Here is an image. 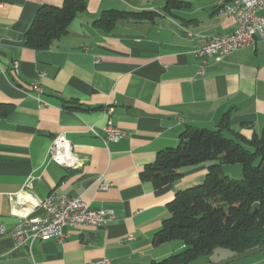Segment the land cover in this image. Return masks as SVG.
Returning a JSON list of instances; mask_svg holds the SVG:
<instances>
[{
  "label": "crops",
  "instance_id": "obj_1",
  "mask_svg": "<svg viewBox=\"0 0 264 264\" xmlns=\"http://www.w3.org/2000/svg\"><path fill=\"white\" fill-rule=\"evenodd\" d=\"M85 1L64 36L48 49H33L24 33L36 12L64 0H0V224L13 229L24 217H44L32 195L51 193L113 209L115 219L100 228L66 227L63 241L36 240L31 248L2 236L0 264L103 258L152 264L181 251V241L155 245L153 238L170 216L167 205L176 192L202 183L210 163L183 167L163 191L141 172L159 151L176 146L187 126L215 130L230 112L233 131L251 137L264 127V40L223 59L208 58L199 74L204 60L195 51L207 37L236 27L217 8L220 0H180L183 6L172 10L165 0ZM111 9L151 16L121 19L105 32L94 21ZM34 82L43 89L39 96ZM110 119L127 136L105 144ZM60 133L80 160L76 168L49 160ZM230 167L223 166L225 172ZM250 264H264V255Z\"/></svg>",
  "mask_w": 264,
  "mask_h": 264
},
{
  "label": "trees",
  "instance_id": "obj_2",
  "mask_svg": "<svg viewBox=\"0 0 264 264\" xmlns=\"http://www.w3.org/2000/svg\"><path fill=\"white\" fill-rule=\"evenodd\" d=\"M165 1L167 10L184 4L180 0ZM85 9V0H64L60 7L42 5L24 33L26 45L48 49ZM149 16V11L111 9L104 11L94 25L110 32L121 19L140 21ZM226 131L233 135L227 136ZM202 163H210L205 180L176 192L167 205L170 216L153 238L155 245L178 240L184 247L152 264H190L211 256L218 248L238 254L264 245V127L251 137L233 131L230 112L224 114L215 130L187 126L179 143L159 151L141 177L163 191L182 176L183 167ZM233 164H241V179L225 172L223 166Z\"/></svg>",
  "mask_w": 264,
  "mask_h": 264
},
{
  "label": "built area",
  "instance_id": "obj_3",
  "mask_svg": "<svg viewBox=\"0 0 264 264\" xmlns=\"http://www.w3.org/2000/svg\"><path fill=\"white\" fill-rule=\"evenodd\" d=\"M218 1L217 8L220 6ZM227 16L234 19L235 30L228 34L217 37H207L204 43L195 51L197 56L202 57L204 62L199 74H204V64L208 58L218 57L223 59L227 55L243 48L255 47L259 40H264V0H242L238 11H230ZM18 67V65H15ZM32 89L39 96L43 89L38 82L32 83ZM105 144L117 142L127 136V132L116 126L110 119L104 127ZM48 157L61 166L76 168L80 160L73 150L72 143L64 133L56 135L48 150ZM31 189V181L27 183ZM37 206L45 210L44 217H24L17 226L9 229L0 224V235L10 234L17 246L29 245L32 247L36 240L56 239L63 241L66 237L65 228L71 226H86L91 228L104 227L115 219L113 209H93L83 197H72L67 194L51 193L41 199L32 195ZM108 258L97 259L88 264H110ZM32 264H36L35 262Z\"/></svg>",
  "mask_w": 264,
  "mask_h": 264
},
{
  "label": "rangeland",
  "instance_id": "obj_4",
  "mask_svg": "<svg viewBox=\"0 0 264 264\" xmlns=\"http://www.w3.org/2000/svg\"><path fill=\"white\" fill-rule=\"evenodd\" d=\"M231 167L227 169V174L233 178V179H241L242 178V166L241 164H233L230 165ZM235 254L227 249L224 248H218L215 250V252L211 256H202L198 258L197 260L192 261L190 264H211L220 262L226 259H229L233 257ZM261 255H264V252L254 254L245 258H242L240 260H236L227 264H250L253 260H255L257 257H260Z\"/></svg>",
  "mask_w": 264,
  "mask_h": 264
},
{
  "label": "water",
  "instance_id": "obj_5",
  "mask_svg": "<svg viewBox=\"0 0 264 264\" xmlns=\"http://www.w3.org/2000/svg\"><path fill=\"white\" fill-rule=\"evenodd\" d=\"M261 252H264V245L258 246V247L254 248V249H251V250H248V251H245V252H242V253L235 254L233 257H231L229 259H226V260H223V261H220V262H216V263H211V264H227V263H230V262H233V261H236V260H240L242 258L251 256V255H254V254H258V253H261Z\"/></svg>",
  "mask_w": 264,
  "mask_h": 264
},
{
  "label": "bare ground",
  "instance_id": "obj_6",
  "mask_svg": "<svg viewBox=\"0 0 264 264\" xmlns=\"http://www.w3.org/2000/svg\"><path fill=\"white\" fill-rule=\"evenodd\" d=\"M242 0H232L231 2H220V10L222 13H224L225 15H227L228 13H230V11H238V9H240V2ZM1 237V235H0Z\"/></svg>",
  "mask_w": 264,
  "mask_h": 264
}]
</instances>
